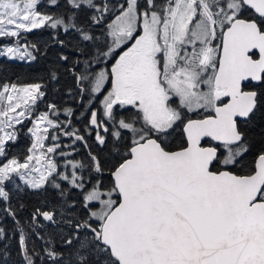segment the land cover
Masks as SVG:
<instances>
[{
    "label": "snow or ice",
    "instance_id": "snow-or-ice-1",
    "mask_svg": "<svg viewBox=\"0 0 264 264\" xmlns=\"http://www.w3.org/2000/svg\"><path fill=\"white\" fill-rule=\"evenodd\" d=\"M0 78V264H264V0H0Z\"/></svg>",
    "mask_w": 264,
    "mask_h": 264
},
{
    "label": "trees",
    "instance_id": "trees-1",
    "mask_svg": "<svg viewBox=\"0 0 264 264\" xmlns=\"http://www.w3.org/2000/svg\"><path fill=\"white\" fill-rule=\"evenodd\" d=\"M4 79L5 78H0V82H3ZM7 79L15 80V77L11 73H9L8 76H7ZM15 82L20 83V84H24V83H27L28 81L24 77H21L19 80H15ZM7 227L10 228L11 224L9 223L7 225Z\"/></svg>",
    "mask_w": 264,
    "mask_h": 264
}]
</instances>
